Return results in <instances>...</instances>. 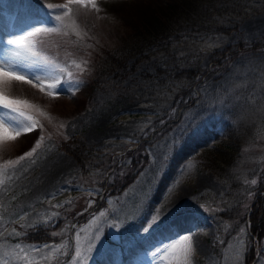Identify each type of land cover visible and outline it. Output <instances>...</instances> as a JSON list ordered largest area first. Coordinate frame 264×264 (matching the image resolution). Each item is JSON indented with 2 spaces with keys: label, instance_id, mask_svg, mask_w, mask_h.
<instances>
[{
  "label": "rangeland",
  "instance_id": "1",
  "mask_svg": "<svg viewBox=\"0 0 264 264\" xmlns=\"http://www.w3.org/2000/svg\"><path fill=\"white\" fill-rule=\"evenodd\" d=\"M100 1L95 0L96 11L89 0H41L35 7L29 0H0V39L19 36L35 23L56 26L25 42L35 57L18 50L51 75L43 82L29 76L30 82L0 84L4 95L26 101L18 107L43 126L16 139H0V262L244 264L250 243L256 252L250 264H264V238L249 241L246 227L253 199L264 188V100L249 103L236 119L217 103L226 96V87L233 94L264 97V43L257 51L239 47L264 40V30L250 27L264 24V0H211V34L186 25L168 44L128 55L125 69L109 72L98 64L107 52H116L135 28L131 21L144 19L142 11L155 0ZM9 47L0 45V58L8 56ZM226 56L232 60L220 77L201 74L226 62ZM73 81H80L74 94L69 89ZM60 88L69 91L49 95ZM175 102L177 117L160 122ZM11 115L15 113L5 117ZM222 116L237 140L236 161L212 167V152H201L182 162L158 198H152L174 153L199 128ZM157 121L159 138L146 146L148 162L119 191L106 186L114 177L118 182L114 173L130 165L137 146L151 141L148 128ZM41 136L35 153L18 161ZM70 136L83 146L84 166L60 147ZM226 141L228 135L215 147H224ZM232 174L234 181L228 176ZM21 214L24 220H19ZM150 224V234L141 231ZM45 226L53 228L50 240L26 238L29 230ZM98 228L100 241L88 252L89 237ZM14 229L26 234L10 235ZM187 234L198 245L197 252L189 251L183 240ZM33 244L49 247L33 251ZM77 247L81 258L75 256Z\"/></svg>",
  "mask_w": 264,
  "mask_h": 264
},
{
  "label": "trees",
  "instance_id": "2",
  "mask_svg": "<svg viewBox=\"0 0 264 264\" xmlns=\"http://www.w3.org/2000/svg\"><path fill=\"white\" fill-rule=\"evenodd\" d=\"M105 1L106 0H102L100 2L105 4L107 3ZM154 4L156 5L154 6ZM207 5H211V0H155L153 3L149 2V5L142 11L144 19L140 20V18L136 17L135 21H131L133 27H135L134 30L126 34V39L121 41V44L116 47V52H107L98 66L101 67V70L104 72H109L114 69L123 70L125 69L126 57L128 55L137 52L139 54H146L147 51L154 47L168 44L169 40H171V36L178 35L177 33L179 31L181 32L186 25H188L193 32L202 31L204 35L211 34L213 32V22L210 20L209 15L211 13H208V9L210 8L207 7ZM107 8L110 7L107 6ZM263 43L264 40L258 39L250 44H239V47L242 48V50L248 49L249 51H257L263 46ZM261 49H263V47ZM237 54H241V52ZM224 59L228 60L217 64L214 70L207 71L204 69L201 74H206L208 78L220 77L222 72L227 69L232 57L230 59L229 56H226ZM93 92L94 88L92 94ZM175 107H177L176 103L165 115L170 117V114H172L170 118H176L177 114L174 109ZM224 118L225 117L222 116L212 122L211 125L199 128L196 134L188 139L182 151L174 157L170 170L163 181H168L175 174L178 165L182 161L194 156L197 158L201 152H212V156L209 159L212 167L216 166L217 163L230 164L232 161H236V156L238 155V153H236L238 148L236 144L237 140L233 138V130L232 128L230 129V127L228 128ZM218 122H222L224 125H218ZM227 135L228 141H226L224 147H215L220 140L225 142V137ZM79 141L80 140L71 136L70 139L64 142L61 141L60 147L73 155L77 161L84 166L82 157L85 154L83 153V146L80 145ZM146 161L147 158L144 147L140 146L133 155L130 165L114 173V175L116 174L119 176L118 182L114 177L115 179L113 178L109 181L107 186L113 188V190L119 191L123 185L129 183L136 176L140 167L145 164ZM124 171H126V173L123 174ZM228 176L232 181L235 180L233 174L232 177H230V175ZM161 185V187L164 188V182ZM249 221L250 231L258 238L262 237L264 234V194L260 192L257 193V198L252 204ZM51 230H53V228L48 226L31 229L27 232L26 238L31 241L50 240ZM251 257L252 254L248 260H250Z\"/></svg>",
  "mask_w": 264,
  "mask_h": 264
},
{
  "label": "snow or ice",
  "instance_id": "3",
  "mask_svg": "<svg viewBox=\"0 0 264 264\" xmlns=\"http://www.w3.org/2000/svg\"><path fill=\"white\" fill-rule=\"evenodd\" d=\"M74 2L82 3L83 0H74ZM89 2L91 3V7L93 9H95L96 11L100 10L95 0H89ZM59 19L60 16L56 15V20ZM250 27L254 31L264 30V24H261L259 26L253 24ZM55 29H56L55 25L43 26L40 23H35L31 25L25 32L21 33L19 36L7 38V39H0V45L10 46L9 48L6 49L8 56L5 58H0V84L8 83L10 81L30 82L28 79L29 76L32 77V80L40 81L43 78H47L48 76H50L51 72L48 71V69L45 66L39 65L35 59L29 60L27 56H22L21 51L18 50H23L25 52L31 53V55L35 57L36 53L33 52L31 48L27 47L25 42L30 37L35 36L42 31H54ZM76 67L80 68L81 65L76 64ZM60 70L64 71L63 68H61ZM68 75L71 76V72H69ZM55 79L57 80V83H59V78L57 77ZM79 87H80V81H73L69 85V89L73 94L77 90H79ZM69 89L60 88L56 91L50 92L49 95L52 96L64 95L68 93ZM41 91H45V89L42 87ZM225 93L226 96L218 99L217 103L224 105L225 107H228L230 109L229 114L233 115L234 119H236L243 112V110L247 107L249 103H255L257 100H264V97L258 96L256 92H251L247 96H244L239 93L233 94V92L226 87ZM26 103H27L26 101L22 102L19 100L11 99L10 97L0 92V110H7L6 113H4V115H7L8 113H15V115L9 116L7 120H5L4 115H0V139H3L4 137H7L8 139H16L21 134H29L35 131L37 127L43 130V126L39 125L38 121H36L32 116L27 115L24 111L20 109V107H18L19 105ZM194 119L195 116L190 117V120H194ZM42 141H43V136L39 137L33 148L30 151L26 152L24 156L19 157L18 161L23 160L27 157H31L35 153L36 149H38L41 146ZM8 163L11 164L13 162L9 161ZM256 183H257L256 180L251 181V184L253 185H255ZM91 194H95V193H91ZM55 207H62V205H56ZM100 215L104 216V213L102 212L100 213ZM24 219H25V215L21 214L19 216V220H24ZM21 227H26V226L21 225ZM113 227H116V225H113ZM151 228L152 225L150 224L148 227L142 228L141 231L150 234ZM24 234L26 233H21L14 229L13 233L10 235L21 236ZM79 238H80V234L76 233L77 241H79ZM183 240L189 243L190 245L189 251L192 252L198 251V245L195 243L194 239L191 238L190 234L185 235L183 237ZM99 241H100V230L98 228L96 234L94 236L89 237V245L87 251L92 252L96 243ZM16 247L19 248L21 252L25 251V249L21 244H17ZM41 247L48 248L49 245H35V244L31 245V249L33 251H39ZM166 250L167 249H163L161 251H166ZM156 254L158 255L160 253H156ZM82 255L83 254L81 252V249L77 247L75 249V256L77 258H81ZM0 264H6V261L0 262Z\"/></svg>",
  "mask_w": 264,
  "mask_h": 264
},
{
  "label": "bare ground",
  "instance_id": "4",
  "mask_svg": "<svg viewBox=\"0 0 264 264\" xmlns=\"http://www.w3.org/2000/svg\"><path fill=\"white\" fill-rule=\"evenodd\" d=\"M117 264H120V263H117Z\"/></svg>",
  "mask_w": 264,
  "mask_h": 264
}]
</instances>
